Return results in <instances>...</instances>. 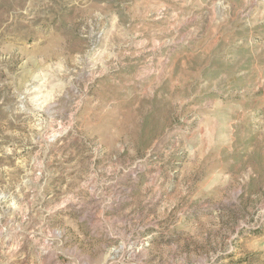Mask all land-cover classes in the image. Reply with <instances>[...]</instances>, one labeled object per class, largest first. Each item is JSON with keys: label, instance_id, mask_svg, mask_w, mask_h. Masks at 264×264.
<instances>
[{"label": "rangeland", "instance_id": "obj_1", "mask_svg": "<svg viewBox=\"0 0 264 264\" xmlns=\"http://www.w3.org/2000/svg\"><path fill=\"white\" fill-rule=\"evenodd\" d=\"M0 264H264V0H0Z\"/></svg>", "mask_w": 264, "mask_h": 264}]
</instances>
